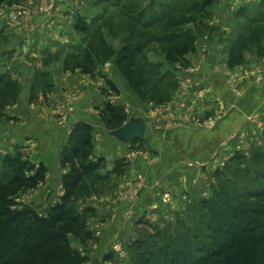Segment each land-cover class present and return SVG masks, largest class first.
Segmentation results:
<instances>
[{
	"label": "rangeland",
	"instance_id": "obj_1",
	"mask_svg": "<svg viewBox=\"0 0 264 264\" xmlns=\"http://www.w3.org/2000/svg\"><path fill=\"white\" fill-rule=\"evenodd\" d=\"M47 1L51 2L0 0V75L6 73L18 81L15 78L18 70H24L20 63L29 62L27 57L38 63H45L48 52L51 53V58L48 59L53 61L49 70L57 67L63 71L62 65L70 64L71 61L68 59V52L61 53V46L66 43L80 44V36L77 37L73 30L81 19L80 16L90 15L91 12L96 14L98 9L106 7L107 16L117 19L120 35L133 30L134 39L138 45H142L147 41V32L153 34L155 40L147 45L144 61L148 65L159 63L164 69L173 70L175 79L170 84H165L170 80L164 79L163 82L162 79L159 87L155 83L160 76L158 69L154 68L149 72L155 74L149 86L142 87L140 84L136 88V84L130 85L129 81L141 72L142 57L134 60V70L127 68L129 61L123 63L125 69L133 74L128 79L113 65L119 56L102 57L104 62L98 68L100 72L89 75L97 83V90L102 97L97 100V106L93 107L98 135L93 138L94 146L85 160L100 165L97 176L99 174L102 181L94 182L96 177L85 180L80 190L83 195L75 204L80 214L87 211L83 215L84 222L81 220V224L66 229L62 247L84 257L85 261L81 264H140L148 256L150 258V255L154 258V264H166L169 260L166 256L170 250H180L184 255L198 257L203 251L211 249L214 231L221 228L228 231L237 226L240 220H247V224L254 201L247 197V170L244 169L254 171L258 168L257 165H263L261 160L264 161V0H213L210 19L204 18L208 27L194 30L200 31V34L192 40L190 38L191 42L183 39L170 44L167 37L162 43L157 41L165 30L167 34L170 29L168 36L174 32L178 26L176 24L182 22V11H185L183 4L176 6L177 12L170 13L173 15L163 25H155L154 29L147 31L137 28V25L128 22L125 17L137 16L142 10L144 21L147 16L157 17L158 11L147 8L149 0H118L119 6L116 9L112 6L110 8L108 3L104 6H92V2L97 0H90L88 14L84 7L80 8L78 5H73L72 9H64L60 5L63 0H53L57 2L56 5L47 8ZM166 1L172 3L174 0ZM247 6L250 11L247 18L240 16L242 8ZM255 6L259 8L253 9ZM45 15H48L47 18ZM54 15L58 18L54 24L59 23L56 33L61 34L59 29L66 34L72 33L65 42L55 45L50 44L53 40L49 38L54 31L51 23ZM91 17L92 15L87 20L90 23ZM91 25L93 26L92 23ZM105 25L103 22L102 26ZM187 26L192 25L188 22ZM107 39L108 46L110 43L122 46L120 40H110V37ZM138 45L137 48L141 49ZM42 46L44 50L41 51ZM168 63L172 66L168 67ZM27 64L33 66V63ZM67 72L81 74L77 69L63 71ZM203 74L210 80L214 77L217 84L222 79L232 100L228 101L217 94L210 83L204 88L202 83L203 80L206 83V79ZM190 78L194 82L189 87ZM22 81L18 83L24 86V79ZM195 82L199 85L196 93L192 94L191 88H194ZM112 83L118 88V94L111 88ZM23 86L18 89L20 94L25 91ZM2 92L0 101L5 96ZM185 92L188 95L196 94L199 101L203 98L213 104L208 109H202L194 101L190 102ZM116 95L120 96L118 105ZM64 97L69 101L74 100L71 93L64 94ZM31 103L36 106L45 105L47 99L39 92ZM107 105L121 108L122 117L118 115L116 124L106 127L105 119H108L107 123H111L114 116L105 113ZM11 106L0 105V115L15 118L7 115L9 109L13 108ZM55 110L60 112L66 109ZM45 112H41L42 115L46 116L48 112ZM228 116H233L231 123H225ZM131 117L145 121V136L125 144L126 151L118 160L111 158L113 149L108 148L107 144L114 141L105 137L104 131L122 127ZM4 121L8 120L0 117V127H3ZM221 126V132L216 133L213 139L212 152L206 151L204 148L208 145L210 132ZM14 138L9 133L0 135V162L5 154H14L15 147L18 146L21 149L16 153L33 163L27 153L34 150L37 143L25 138L26 141H17L16 146H12ZM149 138L157 147H149L152 144ZM24 144L29 146L24 147ZM163 147L166 150L161 151ZM182 147L186 149H180ZM258 154L259 159L251 161L253 155ZM159 157V167L150 169L149 166L155 165ZM58 160L59 168L51 164L53 167L50 166V170L56 172L53 173L54 176L61 170L62 177L69 166L65 168L60 165V155ZM142 162L147 166H142ZM40 163L45 165L46 161ZM133 163L137 164V172L131 174L129 168ZM34 164L37 166L39 163ZM76 164L78 165L77 160ZM118 164L122 166L117 174L115 170ZM46 170L40 183L28 188L22 187L12 197V210L27 206L38 211L42 209L41 212L37 211L41 216L48 214L49 207L55 205L63 195V188H60L55 201L52 202L48 195L46 201L36 204L38 189L43 187L48 175L49 169ZM186 171L190 172V177L184 175ZM162 173L164 187L155 179L156 175L161 177ZM56 186L57 184L54 191L57 190ZM122 207L124 209L120 213ZM118 216L121 219L118 221L117 231L113 235H107L109 225ZM74 228L80 229L76 231ZM143 251L147 253L146 256Z\"/></svg>",
	"mask_w": 264,
	"mask_h": 264
},
{
	"label": "trees",
	"instance_id": "obj_2",
	"mask_svg": "<svg viewBox=\"0 0 264 264\" xmlns=\"http://www.w3.org/2000/svg\"><path fill=\"white\" fill-rule=\"evenodd\" d=\"M169 2L166 0H149L147 8L158 11L157 17L147 16L146 21H144L145 15L142 10L137 16H127L125 20L137 25V28L150 31L154 29L155 25H163L166 19L173 15L170 13L177 12L176 6L183 4L185 11H182L184 16L182 22L177 23L178 26L174 29V32L168 36L170 29L167 34L165 30L160 38L164 37L162 40L158 38V43H162L166 37L169 39V44L183 39L191 42L192 38L200 34V31L194 30L208 27V23H205L204 18L210 19V8L214 3L213 0H195L192 2L174 0L172 3ZM92 3V6L101 4L104 6L108 3L110 8L112 6L114 9L119 6L118 0H97ZM105 8L98 9L96 14L91 12L93 26L87 21L90 15L83 14L80 16L81 19L77 21L73 28L77 37L78 35L81 37V39L79 37L80 44L66 43L61 46V53L68 52V59L71 61L70 64L65 63L62 65V70L74 71L77 69L82 75L98 74L100 72L98 68L104 62L102 57L111 58L114 56L116 58L119 56L120 58L114 61L115 64L113 65L122 76L128 79V76L133 74L125 69L123 63L129 61L127 68L134 70V60L137 57H142V59L140 58L142 63L141 72L138 73L136 78L129 81L130 85L136 84V88L140 84H142V87L149 86L155 75L149 72L154 68L158 69L160 76L158 82L155 83L159 87L161 86L159 81L162 79L163 82L164 79L166 81L170 80L165 84L174 81L173 70L164 69V66L159 63L154 66L148 65L144 61V51L147 45L151 42L154 43L153 34L147 32L148 37L147 41L144 42L145 45H138L134 39L135 32L133 30L128 33L125 31L123 36L118 33L117 19L107 16ZM258 8V6L253 7V9ZM248 9V6L243 7L240 16L247 18L250 12ZM86 11H89V9H86ZM184 20L187 22H184ZM103 22L109 27L106 28V25L103 27ZM188 22L192 26H187ZM142 25L145 26L142 27ZM108 37H110V40L115 38L122 41V46H114L112 43L108 46ZM137 45L141 46V49L137 48ZM49 54L51 53L46 54L47 60L45 59L48 63L46 61L40 63V68L34 69L29 85L30 103L35 100L39 92L46 99L47 94L52 92L53 76L49 66L53 64V61L48 59L51 58ZM166 65L168 67L172 66L171 63ZM110 86L115 94H118V88L113 83ZM20 87L21 85L17 80H13L6 73L1 74L0 92L3 91L2 95L5 94V96L3 95V101H0V105L8 107L15 104L20 95V91H18ZM105 109V113L114 115L111 123H107L108 119H105L106 127L115 125L118 115L120 118L122 117L121 108L107 105ZM0 117L6 120L15 119L8 118L4 114ZM120 127L107 129L114 131ZM93 146V128L91 125L81 121L76 122L60 153V165L65 168L70 167L61 177L63 195L55 205L49 207L48 214L43 216L33 207L23 206L21 209L12 210L10 206L13 204L12 197L19 190L21 191L22 187L28 188V186L40 183L43 180L44 173L47 171L46 165L39 163L36 166L24 159L20 153H16L21 149L18 146L15 147L16 152L14 154L4 155L3 160L0 162V264H81L85 261L84 257L73 254V252L62 247V244L66 229L81 224V220L84 222L83 215L87 211L80 214L77 212L75 204L83 195V193L80 194V190L85 180L96 177L95 181L93 180L94 182L102 181L101 176L99 174L97 176L100 165L95 162L88 163L85 160ZM259 157L260 154L253 155L251 161H257ZM261 162H263V165H257L258 168L254 171L244 169L247 170L245 180L248 188L247 197L254 201L253 211L250 212V221L246 224L247 220H240L237 226L230 228L228 231H224L223 228L214 231V241L210 245L211 249L203 251L198 257H196L197 255L195 257L184 255L180 250L177 252L170 250L166 256L169 257L166 264H264V161L261 160ZM121 166V164H118L115 173H119ZM25 172H28V174ZM74 229L77 231L80 228ZM83 231L88 232L87 230ZM143 252L146 256L147 253ZM140 264H154V258L150 255V258L148 256Z\"/></svg>",
	"mask_w": 264,
	"mask_h": 264
},
{
	"label": "crops",
	"instance_id": "obj_3",
	"mask_svg": "<svg viewBox=\"0 0 264 264\" xmlns=\"http://www.w3.org/2000/svg\"><path fill=\"white\" fill-rule=\"evenodd\" d=\"M56 3L57 2L53 0H51V2L47 1V8H51L53 5H56ZM89 3H90V0H75V1L63 0L60 5L61 7H64V9H67V10L72 9L71 7L73 5L74 6L78 5L80 6V8L84 7L85 12L88 14V11H86V9H89V6H90ZM47 16L45 18H47ZM51 18H52L51 23L53 24L52 26L54 27V31L51 32L52 37H49L51 40H53L50 44L55 45L62 41L65 42L67 40L66 38L68 36H71L72 33L67 32L66 34L65 31H61L62 29H59V33L61 32V34H57L56 30H58L59 23L54 24V22L58 21V18L55 17V15ZM47 28H50V27H47ZM72 39L73 38H70V40ZM42 50H44L43 46L41 48V51ZM27 59L29 62L27 61L22 62V63L19 62L20 67H23L24 70L22 71V68L21 70H18L17 76L15 77L16 79H18L19 82H21L22 79H24L25 91L23 90L22 93L19 95V98L16 102L17 104H14L13 106H11L13 108L9 107L10 108L9 112H7V115L9 117H15L17 120L16 121H13V120L4 121L3 127H0V135L3 136L6 133H9V135H12V136L14 135L15 138L14 140L11 141L13 144L12 146H15L17 141H20V140L26 141L25 138L26 139L30 138L31 142L35 141V143H37L34 145L35 149L31 150V152H28L27 156L30 158V160L33 163L34 162L40 163V162L46 161L45 165L47 169H49L47 172L48 175H46L45 184L43 185V187L38 189L36 204H40L44 200L46 201V197L48 195H49L48 198H51L50 200H52L53 202L56 200L57 196H59L60 194L59 190L62 189L60 174L62 173V171L59 170L57 172L58 174L54 176L53 173H56V172H51L50 168L53 167L51 166V164H55L57 165V168H59L58 159H59L60 151L62 147L64 146L66 142V138L69 135L73 125L78 121L85 122L86 124H89L92 126L93 138L95 137V135H98V130L96 131V118L94 117V114H93V110H94L93 107L97 106V100L98 99L100 100L102 96L99 94L97 90L98 85L97 83L93 82L94 78L92 76H89V75L85 76L79 73L73 74L70 72L63 73V71H61L59 68L54 67L55 70H52V71L50 70L53 76V79H52L53 89H52V92L47 94V103L45 105H37V106L34 105L33 103L29 104L28 97H29V85L31 82V78L34 73V69L40 68L41 64L40 62L38 63V61H35L32 58L27 57ZM27 63H33V66H30ZM51 66H53V64H51ZM203 77L206 79V83L204 82V80L202 83L204 88L208 85V83H210V86L215 89L217 94H219L222 97H225V99L228 101L232 100L229 93H227L226 91V84L223 83L222 79L220 80V83L217 84L214 82L215 81L214 77H212L211 80L207 78L206 74H203ZM193 82L194 80L190 78V82L188 83L189 87L192 86ZM20 85L23 86V84H20ZM198 85L199 84L195 82L194 88H191V90L193 91V92L191 91L192 94L196 93V89ZM69 93H71V97H73L74 100L69 101L68 99H65L64 94H69ZM185 95L189 97L190 102L194 101L197 104V106L202 109H208L213 104L210 101L203 100V98H201V100L199 101L196 94L188 95V93L185 92ZM115 99H116V104L118 105L117 101H119L120 96L116 95ZM60 107L66 110L57 112L55 109L61 110L62 108ZM45 111L48 112L46 116L42 115L41 113ZM232 119H233V116L231 117L228 116L225 123H231ZM222 126L218 130H214L213 132H210V138H209L208 145L207 147L204 148L206 149V151L212 152L213 146H214L213 139L214 137H216V133L221 132ZM146 129H147V124H146ZM107 134H108V131L105 130L103 135L105 137L110 138V140L114 141V142L112 141L113 142L112 144H107L108 148L113 149L110 153V156L111 158L118 160L119 158L123 156L124 151H126V145L109 137ZM149 141L153 144V145L152 144L149 145L150 148L153 149V147L154 148L157 147V145L154 144L155 142L152 139L149 138ZM23 146L28 147L29 144L27 145L24 144ZM180 149H186V148L182 147ZM163 150H166V148L165 147L161 148V151ZM160 164H161V160L159 157L156 164L149 166V168L150 169L158 168ZM141 165L147 166L145 162H142ZM142 166L141 168L144 169V167ZM136 167H137V164L133 163L132 166L129 168V170L131 171V174L133 172H137ZM146 168L147 167H145V169ZM184 175H186V177H190L191 174L189 171H186ZM156 176L157 178L155 179H157V182L158 183L160 182V184H162V187H164L165 183L162 180L164 179V174L162 173L161 177L159 175H156ZM55 184H57L56 191L53 190L55 187ZM123 209L124 207L121 208L120 213L123 212ZM41 210L42 209H40L39 211L37 210V211L41 212ZM120 219L121 217L119 216L116 217L115 220L111 223V225H109L107 235H110V234L113 235L114 232L117 231V224H118V221H120Z\"/></svg>",
	"mask_w": 264,
	"mask_h": 264
},
{
	"label": "water",
	"instance_id": "obj_4",
	"mask_svg": "<svg viewBox=\"0 0 264 264\" xmlns=\"http://www.w3.org/2000/svg\"><path fill=\"white\" fill-rule=\"evenodd\" d=\"M146 123L142 118L132 117L122 127L108 131V136L127 144L135 139H141L145 136Z\"/></svg>",
	"mask_w": 264,
	"mask_h": 264
}]
</instances>
